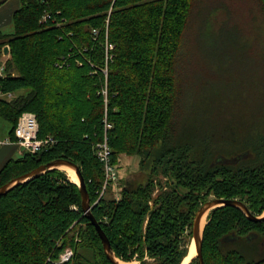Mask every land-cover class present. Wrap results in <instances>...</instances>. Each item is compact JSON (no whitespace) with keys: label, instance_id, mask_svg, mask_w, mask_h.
Wrapping results in <instances>:
<instances>
[{"label":"trees","instance_id":"16d2710c","mask_svg":"<svg viewBox=\"0 0 264 264\" xmlns=\"http://www.w3.org/2000/svg\"><path fill=\"white\" fill-rule=\"evenodd\" d=\"M21 1L14 32L0 29V61L10 48L0 91L14 94L0 97V118L16 136L19 117L33 112L39 137L57 142L6 163L0 186L52 160L75 161L114 252L142 264H181L194 215L211 196L239 198L254 214L264 213V61L249 42L232 45L228 32L216 30L206 50L215 74L192 71L199 63L189 47L195 12L227 6L207 4L213 0ZM254 2L264 19V0ZM94 28L102 30L97 39ZM107 28L114 44L109 60ZM236 73L251 90L253 108L237 104L232 113L220 108L212 86ZM106 116L113 163L136 156L144 179L126 181L118 197L100 198L106 175L95 145L105 139ZM244 151L248 157L238 164L218 161ZM68 247L74 257L62 263ZM203 254L206 264H264V220L253 222L233 206L216 208L205 226ZM0 264H113L66 171L50 170L0 197Z\"/></svg>","mask_w":264,"mask_h":264},{"label":"rangeland","instance_id":"374dc122","mask_svg":"<svg viewBox=\"0 0 264 264\" xmlns=\"http://www.w3.org/2000/svg\"><path fill=\"white\" fill-rule=\"evenodd\" d=\"M212 2L213 5L224 4L227 8H221L217 11V13H214L211 11L209 12V6L205 8L201 7L199 11L195 12L189 28V47L191 55L193 56V63L195 61L199 62L192 66V71H195V75L203 77L204 73L207 75L215 74L213 68L216 69V66L211 64L212 61L208 59V51L206 50L209 48L211 35L214 34L213 31L216 30L220 31V33L222 32V36H225V33L228 32L230 39L227 38V41H231L230 43L232 45L236 43L242 44L244 42H249L253 48L252 51L258 53L260 55L259 59L264 61V19L263 14L260 12L259 7L256 5L254 0H213L207 4H211ZM209 14L212 15L211 22L205 20ZM225 21H227V27L223 28L222 25ZM205 22L208 23L206 26L204 25ZM6 31H9V33L14 32V26L11 25L9 29H6ZM205 31L206 39L203 38V33ZM206 40L207 42H205ZM225 46L227 47L228 44ZM229 51L231 53L233 52L232 49H229ZM252 56L257 57V55ZM8 57L9 55L3 54L0 66L5 63ZM206 61L207 63H204ZM242 65L247 66L248 64L245 62ZM248 66H250V64ZM212 89L218 94L217 101H219L218 104H222L220 106L222 109L229 108L232 112L231 108H237V104H243L246 111L253 108L251 90L244 86L242 73L231 74L224 80L219 79L218 85L212 86ZM228 104L232 105L226 106ZM229 109H226L223 112L225 114V118L228 119L231 117L228 116ZM217 112L221 114V110H217ZM234 120L236 121V118ZM246 122L248 123L247 119ZM117 171L118 179L108 186L106 193L108 196L112 195L118 197L120 195V190L129 179H135L137 177L144 179V174L141 173L139 167V158L136 156L123 155L120 163L117 165ZM213 197L214 196H211L209 199H213ZM191 239L189 245H191ZM133 261L137 264H142L138 259Z\"/></svg>","mask_w":264,"mask_h":264},{"label":"water","instance_id":"95a60500","mask_svg":"<svg viewBox=\"0 0 264 264\" xmlns=\"http://www.w3.org/2000/svg\"><path fill=\"white\" fill-rule=\"evenodd\" d=\"M10 48L9 46H6L4 49V54L9 55ZM241 156H238L234 158L233 160L236 162L237 160L240 159ZM219 162H223L218 160ZM69 166L71 167L77 174L79 182H76L79 186L80 193H81V198H82V210L85 213V215L88 217L90 222L95 226L103 244V248L105 251V254L107 255L108 259L113 263V264H122L121 260L117 254L114 252L111 242L105 233L102 225L96 218V216L93 213V205L91 203V197L90 193L87 187V183L85 180V177L83 175V171L81 166L76 163L75 161L68 159V158H58L55 160H52L50 162H47L45 164H42L38 166L37 168L26 172L16 178L11 179L9 182L5 183L4 185L0 186V197L7 194L9 191H11L13 188L16 186L25 183L33 178L40 177L41 175L45 174L46 172L54 169H61L62 166ZM222 206H233L236 208L241 209L247 217L253 221V222H259L264 220V214L262 216H258L254 214L248 205L241 199H229V198H213L210 200H207L200 208L199 210L195 213L194 218H193V228H192V239H191V244H195L196 248V255L192 258H198L200 264H206L205 259H204V254H203V244H204V230L205 226L208 223V216L210 213L215 210L218 207ZM153 207V206H152ZM205 217H207V221L205 225L203 226V222ZM190 246V245H189ZM190 253V250L188 252V255ZM187 255V256H188ZM186 256V257H187ZM185 257V258H186ZM184 258V259H185ZM191 260V262H192ZM184 261V260H183ZM182 261V262H183ZM190 262V263H191ZM189 263V264H190Z\"/></svg>","mask_w":264,"mask_h":264},{"label":"built area","instance_id":"2783aa9c","mask_svg":"<svg viewBox=\"0 0 264 264\" xmlns=\"http://www.w3.org/2000/svg\"><path fill=\"white\" fill-rule=\"evenodd\" d=\"M46 2L47 0H43ZM50 13L47 12L43 18L42 21L46 22L50 18ZM100 28H94L93 29V35L94 38H99V35L101 33ZM107 40H106V49H107V60H109L112 57V53L110 51L114 48V44L111 43L108 40V28H107ZM67 61H65L66 64ZM63 66V65H61ZM104 72L107 74L108 69L104 68ZM3 74V66L0 67V75ZM107 94V91H104ZM105 122V128H106V135L105 139L98 142L95 145V154L97 158L100 160V162L104 166L105 170V183L103 186V190L101 191L100 198L103 197L106 192L109 185H111L113 182H115L118 179V171L116 165L113 163L112 160V148L109 143L108 134L107 131L110 130L113 125L108 120V117L106 116L104 119ZM40 132V124L37 118V115L33 112H24L18 120V124L15 129V135L17 137V141L20 144L21 147L25 150V152H31L36 153L40 151H47L50 148H52L55 143L57 142L56 139L53 136H47L45 138L39 137ZM165 188H167L165 186ZM159 192V188H157L154 192V195H156ZM75 254V250L72 247L66 248L60 255V262H69L73 259Z\"/></svg>","mask_w":264,"mask_h":264},{"label":"crops","instance_id":"0c3cea01","mask_svg":"<svg viewBox=\"0 0 264 264\" xmlns=\"http://www.w3.org/2000/svg\"><path fill=\"white\" fill-rule=\"evenodd\" d=\"M21 5V0H5L0 3V29L5 33H9L6 29H9L11 25L14 26V13ZM0 97L11 99L14 97V94H3L0 91ZM11 131L12 124L0 118V171L10 160L20 159L26 154L23 147L18 143L17 137L13 136Z\"/></svg>","mask_w":264,"mask_h":264},{"label":"bare ground","instance_id":"6f19581e","mask_svg":"<svg viewBox=\"0 0 264 264\" xmlns=\"http://www.w3.org/2000/svg\"><path fill=\"white\" fill-rule=\"evenodd\" d=\"M61 168L67 172L68 176L72 181L79 182L76 172L71 167L63 165ZM206 221H207V217H205L204 219L203 226L205 225ZM189 250H190L189 255L184 259V261L181 264H189L192 258L196 255V248L194 243L190 245ZM121 261L122 264H137L135 261H124V260Z\"/></svg>","mask_w":264,"mask_h":264},{"label":"flooded vegetation","instance_id":"af4514ba","mask_svg":"<svg viewBox=\"0 0 264 264\" xmlns=\"http://www.w3.org/2000/svg\"><path fill=\"white\" fill-rule=\"evenodd\" d=\"M238 156H241L240 157V159L239 160H237L236 162L233 160L234 158H236V157H238ZM248 157V155H247V152L246 151H244V152H242V153H238V154H236L235 156H232V157H228V158H221V159H219L220 161H223V162H225V163H233V164H238L239 162H241L242 160H244V159H246ZM213 198H215V197H213ZM235 199H239V198H235ZM210 200V199H209ZM242 200V199H241ZM205 203V202H204ZM264 214V213H263ZM262 214V215H263ZM262 215H260V216H262Z\"/></svg>","mask_w":264,"mask_h":264}]
</instances>
